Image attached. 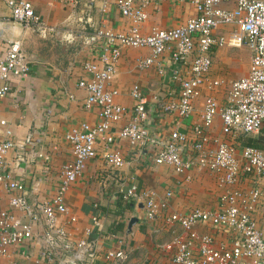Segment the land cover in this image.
Masks as SVG:
<instances>
[{
	"label": "built area",
	"instance_id": "2783aa9c",
	"mask_svg": "<svg viewBox=\"0 0 264 264\" xmlns=\"http://www.w3.org/2000/svg\"><path fill=\"white\" fill-rule=\"evenodd\" d=\"M2 1L12 22L32 28L42 37L56 32V26L44 23L30 0ZM62 1L75 4V0ZM179 1L191 4L194 14L176 26L151 27L143 32L146 7L157 6L161 0H114L126 26L97 27L89 36V49L80 60L75 87L83 92L80 106L86 111L94 109L96 121H82L64 131L71 161L62 167L48 198L27 199L24 182L12 176L6 161L12 150L19 157L27 139L13 140L7 127L2 131L0 183L8 197L7 206L0 207V257L14 250L27 258V246L33 243L41 264H95L97 260L98 264H113L120 257V250L100 252L95 243L85 238L71 243L60 218L66 213V190L82 173L85 162L96 157L99 146L103 147L100 181L104 186L113 185L123 200L140 202L146 215L154 213L153 192L132 180L123 184L118 174L125 161L111 146L124 140L131 149L148 148L154 164L167 166L175 174L207 170L215 174L222 187L213 210L193 207L165 217L166 222L178 227L166 264H264V233L255 218L257 211L264 213V189L259 187V181L264 179V147L241 145L236 152L232 143L233 139L240 142L241 137L248 136L264 145V0H235L231 8L223 6L225 0ZM224 45L246 47L250 59L246 73L230 82L225 101L219 104L214 95L219 80L207 81V75L212 50ZM124 48L148 50L147 55L136 60L141 70L164 51L169 52V81L179 88L175 97L159 103L163 113L179 118L191 116L194 99L201 88L207 89L201 103V123L189 134L177 129L151 132L146 124L150 111L137 84L128 89L130 107L117 102L119 91L110 87L109 82ZM28 73L29 60L20 41H6L0 53V99L9 93L10 78L24 79ZM67 96L72 98L71 94ZM216 116L220 120V136L210 133ZM0 124L4 121L0 120ZM248 176L254 183L252 187L243 191L235 186ZM171 194L170 190L164 193L160 208L167 205ZM90 222L96 228L98 216H92ZM196 226H207L234 237L230 244L215 245L212 235L198 232Z\"/></svg>",
	"mask_w": 264,
	"mask_h": 264
},
{
	"label": "crops",
	"instance_id": "0c3cea01",
	"mask_svg": "<svg viewBox=\"0 0 264 264\" xmlns=\"http://www.w3.org/2000/svg\"><path fill=\"white\" fill-rule=\"evenodd\" d=\"M30 1L43 22L57 29L55 33L42 37L32 28L12 22L6 5L0 0V16L3 18L0 21V53L6 41L18 39L29 60L28 76L24 79L10 78L9 93L0 99V120L4 121L0 124V139L6 127L11 131L13 140L27 139L19 157L16 158L12 150L6 155V161L12 176L24 182L27 199L33 201L50 196L62 167L71 161L69 147L63 139L64 131L82 121H96L94 109L86 111L80 106L83 92L75 87L80 75V60L87 56L89 49V36L97 27L119 29L125 27L126 22L118 13L114 0H75L74 6L62 0ZM234 3L235 0H225L223 6L231 8ZM146 13L143 32L151 27L176 26L193 15L194 9L187 2L161 0L157 6L148 5ZM232 48L235 47L224 45L213 49L211 60L220 50L231 52ZM147 54L146 48L122 50L109 82L110 87L119 91L117 102L130 107L132 100L128 89L131 84H137L150 111L146 124L151 132L177 129L189 134L193 127L201 123V103L207 89L201 88L194 99L191 116L179 118L161 112L159 103L175 97L179 87L169 81V52L164 51L147 68L138 69L137 58ZM215 90L219 104L224 103L225 99L220 101ZM67 94H71L72 98ZM122 121L116 123L114 129ZM210 133L220 136L218 116L212 122ZM111 148L118 150L125 161L118 172L123 184L132 180L139 187L153 192L154 213L146 215L140 202L127 206L117 204L120 192L113 185L107 188L100 181L103 147L99 146L96 157L85 162L82 173L64 194L66 213L60 219L69 233L70 242L85 238L95 243L100 252L120 250V257H116L113 264H166L178 227L166 222L165 217L171 212H184L193 207L213 210L222 187L215 174L207 170L175 174L167 166L154 164L148 148L131 149L124 140L116 142ZM259 182V187L264 189V179ZM253 184L248 176L235 186L246 191ZM167 190L172 194L167 199V205L160 208ZM7 197L8 193L0 183V207L7 206ZM92 216H98L96 228L90 225ZM130 217L136 220L128 229ZM255 218L258 228L264 233V213L257 211ZM88 228L90 231L86 232ZM195 229L209 232L215 245L220 242L230 244L234 237L207 226H196ZM27 247V258L10 250L7 256L0 257V264H41L36 258L37 245L32 243Z\"/></svg>",
	"mask_w": 264,
	"mask_h": 264
},
{
	"label": "rangeland",
	"instance_id": "374dc122",
	"mask_svg": "<svg viewBox=\"0 0 264 264\" xmlns=\"http://www.w3.org/2000/svg\"><path fill=\"white\" fill-rule=\"evenodd\" d=\"M249 59V50L244 46L232 48L231 52H225L222 49L217 55L213 56V65L207 75V81L212 79L219 80L215 91L219 93L220 101L225 99L230 82L234 78L246 73ZM228 141H230V138H228ZM232 143L234 144L235 151L238 152L239 146L242 144L235 139L232 140Z\"/></svg>",
	"mask_w": 264,
	"mask_h": 264
},
{
	"label": "trees",
	"instance_id": "16d2710c",
	"mask_svg": "<svg viewBox=\"0 0 264 264\" xmlns=\"http://www.w3.org/2000/svg\"><path fill=\"white\" fill-rule=\"evenodd\" d=\"M264 136V134H263ZM240 143L242 145H252V146H256V147H264V145L259 142L258 140H256L255 138L253 137H248V136H245V137H241L239 139ZM120 198H118L117 200V204L118 205H122V206H127L129 203L132 204L133 201L132 200H123L121 198V196H119Z\"/></svg>",
	"mask_w": 264,
	"mask_h": 264
},
{
	"label": "water",
	"instance_id": "95a60500",
	"mask_svg": "<svg viewBox=\"0 0 264 264\" xmlns=\"http://www.w3.org/2000/svg\"><path fill=\"white\" fill-rule=\"evenodd\" d=\"M135 217H130L127 223V228L129 229L130 225L135 221Z\"/></svg>",
	"mask_w": 264,
	"mask_h": 264
}]
</instances>
